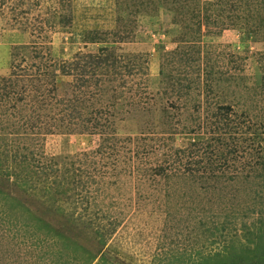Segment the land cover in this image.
Masks as SVG:
<instances>
[{"label":"rangeland","instance_id":"rangeland-1","mask_svg":"<svg viewBox=\"0 0 264 264\" xmlns=\"http://www.w3.org/2000/svg\"><path fill=\"white\" fill-rule=\"evenodd\" d=\"M225 1L0 0V264H228L250 232L264 245V1ZM97 53L88 85L61 75ZM216 136L229 167L186 174Z\"/></svg>","mask_w":264,"mask_h":264},{"label":"trees","instance_id":"trees-1","mask_svg":"<svg viewBox=\"0 0 264 264\" xmlns=\"http://www.w3.org/2000/svg\"><path fill=\"white\" fill-rule=\"evenodd\" d=\"M241 1L242 0H237L236 3H241ZM262 1H264V0H262ZM229 3H230L229 0L225 1V5H229L230 6V8H228L229 6L226 7V10H227V8L230 9V10H232V9H234V7H235V9H238V8H236L238 6V4H236V3L229 4ZM263 4H264V2L262 3V5ZM220 8L225 9V8H223V4L220 6ZM236 13L237 12H235L234 15L231 16V22H234L235 23V20H236V17H237V14ZM196 17H198V14L197 13H196L195 18ZM199 19H200V17H199ZM212 21H213L212 22V25L213 26H216L217 27L216 30L218 31V33H220L222 31V28H223V27L220 26V22L221 21H216L215 19H212ZM210 25H211V21L207 17V21H205V26H204L205 27L204 29L206 31V35H210L211 34L210 31H212V29H210L211 28ZM94 35H99V34L96 33ZM97 37L98 36L91 37V41H93V42H100V38H97ZM102 49H103V52H106L107 51L106 47H103ZM104 56H105V54H104ZM104 56H102V54L98 56V53H97V54H95V55L92 56V59H91V61L88 64H82V63L77 62V61H74V62H68V61L63 62L64 65H62V74L61 75H69V76H71L73 74H77L79 76H82L81 83L78 85V87L80 88V87H83L85 85H88V83H90L91 79H88V78L86 79L83 75H85L88 72L89 73V77L92 75L91 77L94 78L95 76H97V74H99V71H101L100 68L102 69L106 65L107 62H108V65H107V67H108L109 66V61H111L110 60V57L107 55V58H104ZM183 59H184L183 61L187 62L188 65L190 64L191 58H189V54H183ZM130 63L132 64V66H131L130 69H134L136 66L140 67V65H139L138 62H130ZM88 67L89 68H92V72H89L88 71ZM120 67L121 68H123V67L125 68V66H123L122 63H120V65H117V68L118 69ZM61 75H57L56 72L53 73V76L55 78L61 77ZM45 76L47 77V73L45 74ZM46 77L43 80H45ZM182 81H184V78H182ZM174 83H176V82H174ZM262 89H264V84L262 86ZM209 90L210 91H208L207 97L210 96V94L213 93L212 87H209ZM222 109L225 110L224 113H226L227 115H228V113H230L232 111L231 106H228V105L225 106V107H223ZM219 113L221 114V112H219ZM214 117H216V120L213 123L217 125V123L219 122V119H221V117L218 116V114L215 115ZM27 125H29V124H27ZM216 137H217V140H218V143L219 144L212 145V142H209L205 146L206 147L205 148V150H206L205 151V157L203 156V157H200L199 159H197L195 161H190L186 165V170L188 171L186 174L190 175L195 170H197V171L203 170L204 172L210 170L213 173H215L216 170H217V168H219V169H221V168L222 169H226V168L229 167V165H227V164H229V162L224 161V163H222V162H219V160L216 159V158H214L213 156H209V154L214 153L213 151H211V148L213 146H218L219 147L224 142V140H222V138H220V136H216ZM208 149H210V150L208 151ZM179 151L176 152V154L178 156L180 155L179 154ZM233 151L235 152V149H233V150L231 149V153L232 154H234ZM182 152H184V151H182ZM229 153H230V151H229ZM258 153H260V152H255V153L252 154V156H254V154H256V158L250 164V166L252 168H254L255 170H257L256 168H258L259 170H261V171L264 172V155L262 156L263 162H257L256 159H257V154ZM235 154H237V153H235ZM223 157H224V160H228V157L226 155H224L223 153H222V155L219 156V159L221 160ZM27 159H28V156L26 154H24L23 159H22L21 162L22 163H25V162H27ZM253 164H255V165H253ZM258 164H261V165L260 166H257ZM213 165H215V166H213ZM26 170L27 171H26V173L24 174L23 177L30 176V178H32L34 175L31 173V169L28 167ZM166 171H167L166 168L165 167H162V166H159L156 169V172L159 173V175L164 174L163 172H166ZM41 172H42V174H44L46 171L44 172V171L41 170ZM213 175H210V176L214 177ZM47 176L46 175L43 176V182L45 184H48V181L50 180ZM216 177H218V176H216ZM216 177H214V179ZM64 182L67 183V186H69L67 188V190H72L73 189L76 195H78L80 193V192H78L79 187L80 188L81 187L82 188L83 187L88 188L90 186V183L88 181L87 182H84L83 180L75 179V176H70V174H63L62 176H60V178L54 180V183L63 184ZM30 184H32V180H31ZM37 186L38 185L36 184L35 187H37ZM258 194H259V192H258ZM53 196H54V201H55V199L58 200L56 202H59V201L62 202V201H64L62 199H65V198H68L69 199L70 198V195H69V192L68 191H66V193H65V191H57L56 190V192L54 193ZM68 199H67L66 202L71 201V200L68 201ZM18 206H19V204H18ZM56 207L57 206H54V204H53L52 208H56ZM52 208H51V210H52ZM44 225H45V227L48 226L47 223H44ZM225 225L226 224H222L221 226L218 225L220 227L219 229H222L224 231L226 229V226ZM58 235H62V234L59 233ZM249 235H252V236L249 238V241H248L249 244H247V246L244 249V251H246V252H244V253L236 256L228 264H234V261H235V259L237 257H240V260H239L240 263H244V264H247V263L248 264H264V245H259V244L258 245H256V244H252L251 245L250 242L252 241V237H253L254 233L250 232ZM224 238H225V241H227L226 249L228 250L235 243V240H233V239H229L228 240L227 237H224ZM227 260L228 259L223 258L222 254L220 252H215L213 255L206 256V259L205 260L203 258V263L202 264H223V262H226L227 263L228 262Z\"/></svg>","mask_w":264,"mask_h":264}]
</instances>
